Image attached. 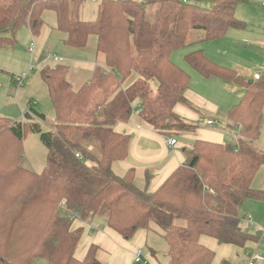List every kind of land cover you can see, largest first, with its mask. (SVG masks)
I'll use <instances>...</instances> for the list:
<instances>
[{
  "label": "trees",
  "instance_id": "16d2710c",
  "mask_svg": "<svg viewBox=\"0 0 264 264\" xmlns=\"http://www.w3.org/2000/svg\"><path fill=\"white\" fill-rule=\"evenodd\" d=\"M240 1L211 0L201 7L179 0H103L95 19L84 21V0H0V47L12 45L21 26L39 34L48 11L65 45L83 49L95 37L102 62L78 91L65 80V67L42 71L55 112L50 131L42 133L33 122L44 116L32 107L23 122L0 117V264H100L93 245L82 260L74 257L82 229H72L69 214L83 222L101 218L124 240L155 225L167 246L166 264H211L213 252L198 243L203 235L238 247L252 241L239 227L238 210L246 200L264 202V193L251 188L264 166V153L253 144L262 121L264 74L248 83L200 49L187 54L185 62L201 77L243 89L228 111L229 121L240 127L237 147L195 141L184 163L152 194L134 186L132 171L122 177L112 171L114 162L125 159L130 140L113 127L129 120L136 101L140 122L153 131L194 129L173 112L178 104L194 107L184 97L190 75L170 55L188 45L192 32L199 36L190 44H201L243 29L234 16ZM27 132L38 134L47 151L41 174L20 167ZM62 201L64 215L58 211Z\"/></svg>",
  "mask_w": 264,
  "mask_h": 264
},
{
  "label": "rangeland",
  "instance_id": "374dc122",
  "mask_svg": "<svg viewBox=\"0 0 264 264\" xmlns=\"http://www.w3.org/2000/svg\"><path fill=\"white\" fill-rule=\"evenodd\" d=\"M192 3L201 7H208L211 5V0H196ZM96 12L97 5L91 4L89 0H84L81 5V18L84 21H93ZM234 16L237 21L244 24V28L228 33L234 34L233 36L229 35L222 40L199 45V43L190 44V42L197 41L196 38L199 36V32H192L188 39V45L171 53L170 58L175 65L192 75L191 86H193L194 91H197L196 89L202 86L204 81L199 74L197 75L191 70L184 57L202 46H206L208 54L212 53L209 55H213V58L215 56L221 60L232 62L236 68L249 69L252 72L251 76L254 73L258 76L262 75V71L258 70L260 65H256L261 59L259 49L262 48L257 47L255 43L264 42V6L258 0H241L235 8ZM42 19L43 26L39 34L33 36L27 27L21 26L13 35L12 45L0 47V117L11 122H23L22 115L28 111V107L31 105L32 109L44 116L43 120L34 117L33 121L39 125L42 133H46L50 131L54 123L55 112L47 86L42 79V71L56 66L65 67V80L70 84L73 91H78L85 81L84 77L87 76L86 72L81 69L82 64L93 62L96 59L94 51L96 39L91 36L83 49L72 48L63 43L65 35L55 29L56 16L54 13L45 11L42 14ZM32 41L34 42V53L30 55L27 50ZM47 55L61 58L63 63L53 60L45 61ZM29 65H33L34 70L31 71L27 84L17 88L11 77L27 72ZM131 80L130 78L128 81ZM190 88L192 89V87ZM198 93L207 101L206 109L209 113H201V116L196 120L197 122L192 123L184 120V123L197 126L199 129L216 131L225 137L226 142L232 143V147L236 148L235 139L238 138V130L229 121L227 112L223 111L221 100L213 95H203L201 90ZM215 109L218 111L217 114H213ZM204 120L214 121L216 125L205 127L203 125ZM228 125L232 126L234 130H228ZM175 128L170 132H182L179 128ZM256 146L264 153V131L262 130ZM22 149L20 167L41 174L45 166L47 151L39 140V135L27 132L22 141ZM251 187L255 191L264 193V166L258 169ZM246 202L238 210L240 228L253 239L248 242L251 245L245 246L242 252H238L234 262L230 263L248 264L256 256L259 260H255L253 264H264V202L255 200ZM58 211L60 215L65 214V207L62 202ZM151 230L161 234L155 225H152ZM84 251L82 238L76 247L74 256L76 258L83 256ZM35 264L46 263L38 259Z\"/></svg>",
  "mask_w": 264,
  "mask_h": 264
},
{
  "label": "crops",
  "instance_id": "0c3cea01",
  "mask_svg": "<svg viewBox=\"0 0 264 264\" xmlns=\"http://www.w3.org/2000/svg\"><path fill=\"white\" fill-rule=\"evenodd\" d=\"M231 31L235 30H229L225 37H228L229 35L233 36L234 34H228ZM209 42H202L201 44ZM255 45L262 48L259 49L261 59H259L256 65H260L258 70L262 71L263 75L264 42L260 41L255 43ZM200 50H202L211 61L220 66L234 70L240 77L242 76V78L247 81H258L253 79L257 74L254 73V75L251 76L252 72L249 69H244V67H242L243 69L238 67L236 68L232 65V62L221 60L215 56L213 58V55L210 56L209 54L212 53L208 54L206 46H202ZM97 65H102L101 60L99 61L98 59H95L93 62L82 64L81 69H83V71L87 74V76L84 77V83L92 77ZM191 70L194 71L192 68ZM201 78L203 79L204 84L198 87V89H196L197 91H194L193 86H191L192 75H190V83L188 89L184 93L185 99L194 107V111L180 104L176 105L173 109V112L183 121L185 120L193 123L198 120L201 113H209L206 109L207 101L198 93L200 90L203 91V95H213L218 100H221L223 111H226L227 114L228 111L237 105L242 98L243 89L240 86L233 85L229 82L216 78ZM131 79L133 80L134 78L132 77ZM130 82H125L123 87L127 86ZM152 86L155 88L156 84L154 83ZM190 87H192V89ZM137 105L138 102L136 101L134 104L135 111L132 113L127 122H117L113 127V131L115 133L126 135L130 138V140L125 159L114 162L112 164V171L118 177H122L127 172L132 171L134 186L147 194H152L158 190L167 178L184 163V152L191 149L195 141L217 144L228 143L225 141V137L222 134L212 130H204L203 128L199 129V127L194 125H191L194 127L192 131L173 132L172 134L167 135L153 131L140 122L137 115ZM30 107L31 105H29L28 108ZM217 113L218 111L215 109L213 114ZM207 121L208 120H204L203 122L205 127H213L216 125V122L214 121V125H207ZM235 127L236 130H238L237 125H235ZM227 129L231 131L234 130L233 127L229 125L227 126ZM261 130L264 131V106L262 109V121L259 136L255 141H253L254 146L258 150L259 148L256 146V143L260 139ZM170 138H174L176 140L174 146H168L167 142ZM236 140L237 139H235V142ZM228 144L232 143L229 142ZM252 190L254 189L252 188ZM246 201L244 203H247ZM244 203L243 205H245ZM91 226L98 227L100 230L91 232ZM79 228L82 229L81 239L83 238L85 253L83 256H79L78 258L74 256L77 260H82L87 252V249L93 245L97 248L95 258L100 264H135L133 258L137 249L143 250L146 264H166L167 262V246L161 239L160 235L153 230H138L132 238L124 240L118 233L106 226L105 221L101 218H92L86 222L75 220L72 223V229L76 230ZM81 239L79 242H81ZM198 243L202 247L213 252L211 264H231L230 262H234L238 252H242L245 246L251 245L248 242H246L243 247L229 244H219L215 239L209 238V236L205 235L199 237Z\"/></svg>",
  "mask_w": 264,
  "mask_h": 264
},
{
  "label": "built area",
  "instance_id": "2783aa9c",
  "mask_svg": "<svg viewBox=\"0 0 264 264\" xmlns=\"http://www.w3.org/2000/svg\"><path fill=\"white\" fill-rule=\"evenodd\" d=\"M89 1H90L91 4H96V5H98V4H100V2L103 1V0H89ZM108 1H115V2H128L129 0H108ZM179 1L182 2L183 4H187V3H191V2L194 1V0H179ZM258 2H259L262 6H264V0H258ZM27 51H28V53H30V54L33 53V51H34V42H33V41L30 43V46H29V48H28ZM46 60H53V61H55V62H61V63H63V60H62L61 58H58V57H51V56H49V55H47V56L45 57V61H46ZM32 70H34L33 65H29L27 72L22 73V74H19V75H15V76H12V77H11V78L14 80L15 85H16L17 88H21V87H23V86L27 83L28 77H29V75H30V73H31ZM259 78H260V76L255 75L253 79H254V80H259ZM138 105H139V103H138ZM138 105H137L136 108H138ZM206 124H207V125H214V122H213V121H207ZM238 128H240V127H238ZM175 143H176V140H175L174 138H170V139L168 140V142H167L168 146H174ZM62 203H63V205H64V202H63V201H62ZM64 207H65V205H64ZM65 210H66V209H65ZM66 218H67L69 221H71V222H74L75 220H79V219L75 218V217H74L73 215H71V214L67 215ZM99 230H100V228H98V227H95V226H91V227H90V231H91V232H96V231H99ZM255 260H259V259H258L256 256H254V258H253L251 261H249L248 264H253V262H254ZM133 261H134L135 264H146V260L144 259V255H143V252H142L141 249H137V250H136V252H135V254H134Z\"/></svg>",
  "mask_w": 264,
  "mask_h": 264
},
{
  "label": "water",
  "instance_id": "95a60500",
  "mask_svg": "<svg viewBox=\"0 0 264 264\" xmlns=\"http://www.w3.org/2000/svg\"><path fill=\"white\" fill-rule=\"evenodd\" d=\"M248 83H252V81L250 80Z\"/></svg>",
  "mask_w": 264,
  "mask_h": 264
}]
</instances>
